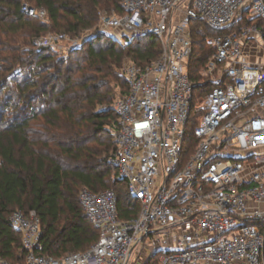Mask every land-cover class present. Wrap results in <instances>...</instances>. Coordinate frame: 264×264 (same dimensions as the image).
<instances>
[{
  "label": "built area",
  "instance_id": "1",
  "mask_svg": "<svg viewBox=\"0 0 264 264\" xmlns=\"http://www.w3.org/2000/svg\"><path fill=\"white\" fill-rule=\"evenodd\" d=\"M99 26L125 36L154 35L160 55L126 59L127 91L114 104L109 162L127 182L137 214L121 219L114 190L86 187L79 199L98 240L60 257L42 253L36 210L12 212L22 262L0 264H264V0H121ZM22 11L44 17L24 3ZM219 33L191 76V24ZM59 34L33 39L52 46ZM161 229L167 234L159 236ZM156 236H158L156 238ZM153 243L135 253L145 239Z\"/></svg>",
  "mask_w": 264,
  "mask_h": 264
},
{
  "label": "trees",
  "instance_id": "2",
  "mask_svg": "<svg viewBox=\"0 0 264 264\" xmlns=\"http://www.w3.org/2000/svg\"><path fill=\"white\" fill-rule=\"evenodd\" d=\"M24 3L46 15L24 13ZM111 10L121 12V0H0V256L9 262H22L27 253L9 220L17 209L37 211L42 253L54 257L84 251L99 238L80 202L82 188L112 189L121 219L137 214L126 180L108 159L115 147L109 127L117 118L115 89L122 83L120 95L127 91L124 61L145 65L161 48L154 35L129 37L124 45L109 37L95 46L104 38L99 13ZM89 30L94 33L66 57L33 41ZM191 31L197 80L212 51L207 38L219 32L200 21ZM253 222L264 230L263 219Z\"/></svg>",
  "mask_w": 264,
  "mask_h": 264
},
{
  "label": "rangeland",
  "instance_id": "3",
  "mask_svg": "<svg viewBox=\"0 0 264 264\" xmlns=\"http://www.w3.org/2000/svg\"><path fill=\"white\" fill-rule=\"evenodd\" d=\"M101 12H105V11H101ZM113 10L109 11L108 13H112ZM99 24V23H98ZM95 30V29H94ZM94 30H89V31H84L81 34H79L78 36H71V35H67V34H59L60 39L57 40L52 46H54V50L55 52L58 54V57H66L68 56L69 52L71 50H74L76 48H79L83 45V39H85V37L92 33H94ZM99 30L101 32H104V38L98 42L95 43V46L99 47L102 45H105L108 42V38L109 37H114L116 38L121 45L125 44L126 38H129L130 36H125L121 33H119L118 31L115 30H104L102 28H100L99 26ZM114 85V83H113ZM125 88V85L122 86V83L120 86H118L115 89V93H116V99L114 100L113 106L115 104V101L117 100V98L119 96H121V92L123 91V89ZM264 220V219H263ZM264 223V222H263ZM168 229H161L159 231V236H162L164 234H167ZM158 236H156L157 238ZM153 243V241L150 238L145 239L143 242H141L136 248H135V253L142 249V248H148L149 246H151Z\"/></svg>",
  "mask_w": 264,
  "mask_h": 264
}]
</instances>
